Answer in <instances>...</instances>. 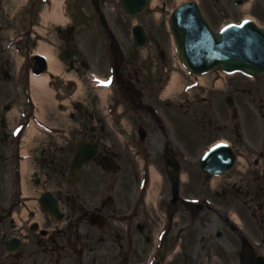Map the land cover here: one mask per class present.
Listing matches in <instances>:
<instances>
[{"label": "flooded vegetation", "instance_id": "flooded-vegetation-1", "mask_svg": "<svg viewBox=\"0 0 264 264\" xmlns=\"http://www.w3.org/2000/svg\"><path fill=\"white\" fill-rule=\"evenodd\" d=\"M14 20L4 11L0 3V47H4L7 36L4 33L12 30ZM26 30H29V33L32 32L30 28ZM57 37L61 47L69 46L71 37L65 35L63 30H58ZM25 39L26 42L22 47H32L33 38L27 36ZM154 41L155 47L167 46V39L161 36L156 37ZM162 57L166 60V53H163ZM127 60L130 61L126 73L128 83L139 86L149 84L146 78L134 70L132 64L135 60L131 57H127ZM132 97L134 98V94ZM82 115V125L85 126L87 117L85 113ZM90 116L96 125L102 123L97 113ZM256 124L253 135H250L246 127L242 125L240 133V151L243 154L242 171L237 177L227 178L223 184H220L216 190L217 197L213 200L216 203H242L246 211L252 208L250 215L253 230H257L262 238L260 247H264V122L256 121ZM166 143L167 141H165V148ZM103 146L104 152L108 153L107 145L104 143ZM173 150L175 156L182 162L176 147H173ZM34 161L43 178H33L34 184L32 181L26 184L27 190L31 192L30 195H16L12 210H8L5 203L0 200V264H118V240L121 235V241L127 238L129 248H126L124 244L121 246L132 255L139 251L147 253L151 249L150 242L162 216L152 204L136 203L132 200L130 191L133 187L130 175L126 174L127 167H122L111 175L113 182L111 189L116 190L118 186H121V191L127 192V200L120 201L115 196L112 201L105 198H91L86 193V189L91 184L92 177L91 174H87L86 168H81L78 184L76 179L72 180L75 188L80 191L74 190L77 192L76 196L67 197L63 203H60L61 217H56L55 214L44 211L40 203H27L28 201L22 198L33 196L32 191L36 192L38 186L46 188L49 184L60 185L63 182L61 176L68 172L67 167L70 170L71 158L64 153H58L45 159L37 156L34 157ZM164 162L166 157L162 158L161 165L165 166ZM184 169H188L187 164H184ZM121 170L125 177L118 175ZM201 177L206 190L204 193L195 192L196 180H192L190 190L194 193L191 195L193 197L211 195L210 176L202 174ZM231 180L234 181L233 184ZM70 182L67 183L69 186ZM169 184L171 187L169 181L161 196L164 209L167 206ZM231 196L234 198L231 199ZM181 203L182 201H178L175 204L173 213L181 210ZM201 203L206 202L202 200ZM26 204L39 206L37 213H24L23 207ZM15 210L19 211L17 217L14 214ZM242 223L245 230L251 228L247 222L243 221V218ZM243 234L242 230L240 237L236 239L237 246ZM143 237L146 243L140 248L139 243ZM11 238L19 241L16 249H12ZM96 246H99L98 251L95 249ZM128 261L129 257L126 256L124 264ZM228 261V257L223 260L224 263Z\"/></svg>", "mask_w": 264, "mask_h": 264}, {"label": "rangeland", "instance_id": "rangeland-1", "mask_svg": "<svg viewBox=\"0 0 264 264\" xmlns=\"http://www.w3.org/2000/svg\"><path fill=\"white\" fill-rule=\"evenodd\" d=\"M226 1H228L230 3V6L233 9H235L237 13H235V14L230 13V14L224 15L221 12V13L215 15L214 11L212 9V16L214 15L216 17H219V20H220V23H218L219 25L228 21V20L239 19V18L247 16L249 14L256 16L257 20L262 25H264V0H253L252 4H251V1H248L247 6H243V8L234 7L233 0H226ZM177 2H178V0H172V2H170V8L173 7ZM69 3L71 6H74L73 11H75V10L77 11L79 9L78 11L80 12L79 13L80 15L78 17L79 19L76 18L77 17L75 15L76 12H72V14H71V18H73L75 20V22L78 23V24H74V25L78 28H81V32H86L88 34L85 37L86 40L83 42L82 47H80L81 53L82 52L84 53L82 57H86L87 60L89 59L88 61L90 63L93 62L94 60H96L97 55H99L105 59L107 58V60H108V58H110V54H109L108 47H107L108 42H107V45H106V43L103 42V41H107L108 37H107L105 31L103 30V27L98 22L97 17H94V18L92 17L93 14L90 16L87 15L86 18H84L85 13L86 14L87 13L89 14L91 12L94 13V10L91 9L92 6L88 3H86L85 0H70ZM103 4H104V11L106 13H108L110 21L112 20L111 22L113 23V25L115 27L114 31L118 32L119 35H122L125 38L129 37V32H130L129 28L133 22L145 20L146 22H148V25H149L148 27H150V29L153 28L151 21H149V18H150L149 15L151 16L150 11H146V13H143L139 16L128 17L121 10V7L119 5V0H105V3H103ZM209 4H213V3L209 2ZM82 7H85V9H86L85 13H82L83 12V9H81ZM209 8L211 9L212 7L210 6ZM237 8H239L240 11L237 10ZM205 9H206V11H210L207 7H205ZM167 12H169V10ZM165 17H166V14L163 15V18H165ZM39 20H40V18H39ZM41 27H43L42 24H41ZM93 27L98 31L99 36L101 37L103 45H104L103 47H95L94 46V44L97 42L99 43V41L95 42V33L93 30ZM78 32H79V29H77L76 33H78ZM80 42H82V40H80ZM83 59H85V58H83ZM23 60H24V56L16 57L15 61L10 66V70L12 69L13 71L14 70L16 71L18 69V67L20 66V63ZM94 65H96V64H94ZM160 65H161V63H160ZM88 68L89 69H86V71L84 68L81 71L88 72V73H91V72H97L98 73V71H96V69L98 67L95 69L92 67H91V69H90V67H88ZM102 68H103V72L101 74L103 76H106L107 73H110L108 70L109 66L106 63H104V65L102 64ZM163 68H164L163 66L158 68L155 66V64H151L150 68L148 70L149 74L151 73V76L156 75L157 77H162V78L166 77V79L162 81L161 91H162L163 87H165L167 85L166 83L169 80V76L172 74L174 69L179 71V78L177 79L178 84L176 85V88L171 90V92L169 93L170 95H172L174 92L178 91L179 89L185 87L188 83H193V78L187 76L186 72L180 67V65L175 66V64L173 62L169 66L170 69H169V73L167 74V76H165L166 73L163 72ZM72 74H74V73H72ZM212 82H213L212 84H208L205 86L201 85L200 86L201 91H199L200 94L210 95L209 98H213V96H211V95L214 94L215 99L210 101L212 104H214V107H215V109L213 108L214 113L211 114V112H212L211 111L210 114H208V115H210V117L212 115L216 119L213 123L209 124V126H206L207 128L200 129V131L196 130L194 133L198 137L196 139V141L193 143L194 147L198 148V153H197L198 156L203 152L205 146L209 142H211L212 140H214L216 138H227L228 137V136H226L225 131L218 130L215 127L216 125H222L223 124L224 117L227 114L226 111H228L225 103L223 101H222V103H220V100H222V93L224 92L223 83L219 87H216L214 84L216 82V80L214 78H212ZM10 83L13 84V81H8L7 88H9ZM28 87H29V84L27 82L23 83V85H21V88H23V89L25 88V91ZM79 94L80 93H78V96L81 97V94L80 95ZM102 94L103 93H101V107L103 108V111H105V106H106L105 103L108 101H111L110 100V94L108 93L107 98H106V95L104 96ZM26 97H28V95ZM26 97L24 96V99ZM22 99H23V96H22ZM44 105H45L44 110H47L48 113L52 111L51 110L52 108L50 107L49 103L45 102ZM206 108L207 107H203V108L200 107V109H199L200 115L204 116L206 114L205 113ZM17 113H18V110H14V112L11 113V119H10L11 124H13L15 119H17ZM54 113L55 112H52L51 114H54ZM170 116L172 117L171 114H170ZM48 117H50V115ZM60 117H61V120L57 123L61 126V128H63V130L60 129V131H62V132H60L59 134H56L55 137L56 138L60 137L59 141L62 144V142L65 141L66 137L78 136L79 133L76 131V128H77L76 122L73 119H71V117L69 116L68 113H62ZM229 120H230V118H229ZM224 121H226V120H224ZM202 123H204V122H202ZM150 126L152 127V129H151V135H150V140H149V142H150L149 146L154 145V147L156 149H159V147H161L162 143H163V135L160 133V131L158 130V127L156 125L152 124ZM37 129L38 130L36 131L35 137H34L35 140L33 139V142L36 144H38L40 142V144H41L42 142H45L48 139V136H47L48 133L45 132L44 130H42L41 128H37ZM9 130H10V128L8 129V131ZM169 130H171V128ZM188 130L190 131L189 127H188ZM210 130L212 132H209ZM122 134H124V133H122ZM122 134L116 135V138H114V139L113 138L109 139V143L112 144V146H119L122 148L126 147L127 150L131 151L129 149L128 143H126L124 146V142L126 140V137ZM172 135L175 138H178V140L182 144V147L185 148L184 145H185V142H187V139L185 138V140H184V138L182 136L185 134L182 131L177 130V126L172 128ZM0 142L4 144L5 140H2ZM1 143H0V148H3L4 145H1ZM31 143L32 142H30L28 144L29 150H31V147H32L30 145ZM160 150H158L157 153H160ZM124 151H125V149H124ZM184 152L186 153L187 156H191L192 154H194L191 151L190 152L184 151ZM154 159H155V157H154ZM135 161L136 162H134V166H135L134 168L136 170L132 175V180H134V186H133V189L135 191L134 195H136V192L139 194V191L141 190L139 180H140V178L142 179V174L140 173V167H139L140 162L137 161V159H135ZM2 163H4V162L2 160H0V167H5V165H3ZM137 164H138L139 173L137 172ZM161 192H162V190H161ZM102 194H103V190H99L97 192V195L93 194L92 196L97 198V197H100ZM188 194L192 195L194 193H188ZM123 196L124 195L122 194V198H123ZM120 199H121V197H120ZM183 210L185 211V215L183 214L182 219L180 217L179 220L176 222V224L174 226L173 234L171 235V238H172V236L174 237L175 235H177L178 240L182 239V244H183V248H184L185 253L187 252L185 250L186 249L185 247L187 245L192 244L193 250L197 249V251L199 253L197 256H195V259L198 262V264H207L206 263L207 257L210 256V253H212V249H213L215 244L219 245V247H218L219 254H220V247L225 248L230 253L234 252L235 249L238 247L235 244L236 239L238 237L233 231H230V233L228 234V232L230 230L228 226L224 225L223 230H221L220 234H218L216 232L219 220H217L218 214L214 210H212L210 208H206L205 210H202L195 217H192L190 211L188 210V208L184 204H183L182 211ZM204 214H206L207 218L210 219V221H209L210 222V229L209 230H206L207 228L205 227L206 222H208V221H204L202 218V216ZM161 223H162V221L160 222L159 225H161ZM212 228H214V229H212ZM207 233H209L208 236H206ZM215 239H216V242L214 241ZM208 246H210L209 248L212 247L210 251L208 249ZM233 249H234V251H232ZM217 257L220 258V256H218V254H217ZM215 258L216 257L213 258V261ZM147 259H148V257L145 259V262L147 261ZM212 264H215V263L213 262Z\"/></svg>", "mask_w": 264, "mask_h": 264}, {"label": "water", "instance_id": "water-1", "mask_svg": "<svg viewBox=\"0 0 264 264\" xmlns=\"http://www.w3.org/2000/svg\"><path fill=\"white\" fill-rule=\"evenodd\" d=\"M181 55L185 58L186 63L195 70L206 69L214 65L220 64L226 68H232L233 64L243 67L246 70L256 72L264 68V58L251 56L248 49V60H234L232 56L235 50L243 52L244 47H178ZM259 48V47H256Z\"/></svg>", "mask_w": 264, "mask_h": 264}, {"label": "bare ground", "instance_id": "bare-ground-1", "mask_svg": "<svg viewBox=\"0 0 264 264\" xmlns=\"http://www.w3.org/2000/svg\"><path fill=\"white\" fill-rule=\"evenodd\" d=\"M53 17L56 20H63V18H60L56 14H54ZM40 50H42L43 53H45L46 55L49 56V58H50L49 60H50V63H51V68L52 69H55L56 66H55V63L53 61L52 52H51L49 46L47 44H45V43H42L41 46H40ZM47 81H48V77L46 75H43V76H34L32 78V83H33V86H34V92H35L36 96H38L41 99H45L46 98V95L52 94V91L50 89H48V87H47ZM172 86H170V87H172ZM169 89H168V91L166 93L169 92ZM35 130H36V128L34 127V128H32L30 130V132L33 133Z\"/></svg>", "mask_w": 264, "mask_h": 264}]
</instances>
